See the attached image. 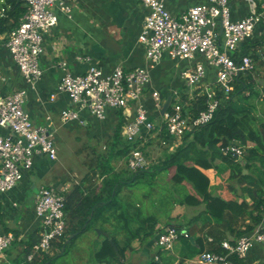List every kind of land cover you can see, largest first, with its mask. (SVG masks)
<instances>
[{
    "label": "built area",
    "instance_id": "1",
    "mask_svg": "<svg viewBox=\"0 0 264 264\" xmlns=\"http://www.w3.org/2000/svg\"><path fill=\"white\" fill-rule=\"evenodd\" d=\"M19 1L27 6V11L20 18L19 25L9 33L7 47L23 76L35 85L43 74L40 59L44 51V35L59 21L54 8L70 15L72 7L69 0ZM141 1L149 12L139 41L146 47L150 67L159 63L165 53L181 59L194 58L199 53L209 64L218 68L217 84L227 93L236 78L254 70L255 61L251 56L243 55L235 59L232 53L240 43L253 35L258 25L264 24V1L261 4L262 12L254 11L240 20L232 19L229 0H206L190 7L180 17L172 14L165 0ZM4 13L5 8L2 7L0 17ZM60 67L65 74L57 91L66 92L78 107L76 110H63V122L79 119L83 109L104 119L109 108L124 111L134 105V117L122 128L123 138L128 142L139 141L129 152L128 165L135 172L144 169L148 161L143 147L156 131L141 102L145 88L151 81L149 69L136 67L125 71L117 66L112 72L105 73L101 67L92 64L84 74L74 75L68 71L66 62H62ZM182 76L189 87H197L206 76V67L198 62L194 68L183 71ZM202 93L207 96V104L198 116L192 117L186 113L178 96L162 115L165 129L171 137L182 138L185 134H193L214 118L221 99L212 88H206ZM26 94V90L19 89L8 95H0V126L11 130L8 135L0 133V193L12 190L22 181L25 171L32 168L36 154L44 153L51 160L58 159L55 136L50 130L52 124L34 123L24 106ZM152 96L158 108L162 109L164 102L161 95L154 91ZM51 97L54 99L56 93ZM245 149L239 139H231L221 150L224 155L242 158ZM65 206L66 198L55 189L45 187L40 190L35 210L42 230L39 241L27 256L28 260L37 254H53V242L64 235L68 226ZM181 235L189 234L176 227H166L158 233L156 244L171 250ZM16 238L13 232L0 234V254L4 255ZM257 244L264 246L262 224L250 233L239 236L234 243L223 241L226 253L204 251L200 261L202 264H236L230 256L245 258Z\"/></svg>",
    "mask_w": 264,
    "mask_h": 264
},
{
    "label": "crops",
    "instance_id": "2",
    "mask_svg": "<svg viewBox=\"0 0 264 264\" xmlns=\"http://www.w3.org/2000/svg\"><path fill=\"white\" fill-rule=\"evenodd\" d=\"M263 1L229 0L232 19L240 20L254 11L262 12L261 4ZM165 2L172 14L180 17L190 7L205 3L206 0H165ZM69 4L72 7L70 15L62 12L57 7L54 8L59 21L56 26L48 30L44 35V51L40 59L43 74L35 85L27 81L13 60L7 47L9 34L0 33V95H8L19 89L26 90L27 94L24 103L26 111L30 113L35 124H52L50 130L54 133L56 144L60 139L58 136L59 131H63L65 134L76 132L79 134L78 138H80V134L83 132L89 133L90 136L98 140L99 144L103 142V147H99V151H93L94 156L98 158L99 155L107 156L109 154V145L118 125L124 119L121 125L122 129L125 123L134 117L135 107L134 105H130L124 111L109 108L104 119L93 115L87 109H83L79 113V119L63 122L61 112L65 109L76 110L78 107L70 100L66 92L57 91L58 85L65 74V71L60 67L61 63L66 62L68 71L74 75L84 74L92 64L101 67L105 73L112 72L117 66H121L125 71H131L136 67L148 68L151 74V81L145 88L141 102L149 113L150 122L155 125L156 131L153 137L148 139L146 145L154 137H157L159 144L167 146V151L165 153L163 151L165 159L166 155L181 145L182 138H174L167 133L161 109L156 105L152 93L157 91L164 103L168 98H171L170 105H173L176 101V96L193 98V93L197 90L201 92L205 91L206 88H212L217 91L220 88L217 84L218 68L209 64L206 58L199 53L194 58L183 59L173 58L170 54L165 53L159 63L154 67H150L146 47L139 41V35L145 26L146 17L149 12V9L145 7L141 0H69ZM219 30L221 31V27H219ZM245 48H248L250 51L257 49L261 52L260 58L254 59V70L243 73L238 77L250 83V77L253 78V75L259 72L257 62L264 60V24L258 25L253 35L240 43L238 49L232 54L240 53ZM198 62L204 63L206 76L197 87H189L182 73L187 69L194 68ZM178 67L180 68L178 69ZM247 78H249L248 81ZM254 78L252 81L253 87L246 90V99H242L238 103L239 108H250L260 122L264 121V84L259 85L258 82L256 84ZM54 93H56V97L52 99L51 96ZM254 97L258 100L254 99ZM49 116L51 117L50 119H48ZM163 129L166 131L165 137L162 134ZM0 133L8 135L11 133V130L0 126ZM120 135L123 136V131L120 132ZM168 136L169 139H167ZM163 140L166 141L165 144L162 143ZM102 148H107V151H103ZM124 160L128 161V158ZM88 166L86 168H81V165H75L73 168L65 167L60 157L57 160H51L46 154L38 153L34 157L32 168L25 171L22 181L12 190L0 193V234L13 232L17 236L5 255L0 254V264H24L26 262L25 257H23L25 241L35 233H38L40 236L42 230L41 220L38 218L35 210L36 198L42 188H53L65 198L78 185L85 191L86 195L89 193L93 194L92 191L100 194L104 176L100 175V170H98L96 165L93 167ZM121 170L116 167V171ZM159 172L168 173V170L161 169ZM206 172L211 178L213 187L221 186L222 180L216 174L215 169H209ZM248 173L253 174L255 177L258 176V170L255 167L244 169V174ZM226 184L228 183L226 182ZM233 185L239 194V201L246 199L249 203H253L254 199L250 194L253 185L249 181L244 183L235 181ZM254 192H256V189H254ZM138 193L139 190L137 193L131 194L129 187L122 185L120 197L125 203L132 198L134 200L137 199ZM224 193L226 195H223L226 197H232L233 195L228 190ZM136 194L137 196H135ZM136 203L138 205L141 204L139 198ZM204 207L203 205L202 209H196L195 214L189 220H192L199 213L202 214L203 220L211 219L208 215H203ZM137 222L138 224L135 225ZM140 222L141 220L133 221L135 226L132 227H135L137 232L140 231ZM163 222L164 219H161V222L156 226L160 231L169 227L165 226ZM246 222H250V220L247 219ZM125 223H129V220L123 217L122 226ZM260 224L264 226V218ZM105 226L107 228L112 227L111 224ZM244 227L239 228L243 229ZM91 228L93 230L96 229V232L97 229H102L99 227ZM91 228L88 230H91ZM125 232L126 229H122L118 233V236H124ZM226 233L229 238L224 241L234 239V235L231 232L226 231ZM102 236L104 235L98 234L95 237V245L91 249L90 259L87 264H92V262L97 264L94 255L102 243ZM154 243L158 247L156 240ZM147 251L150 253L152 249L150 251L147 248L142 249L143 253ZM54 252L55 250L53 249ZM160 252L161 248H156L155 251L151 252V260L158 259ZM134 253L135 251L132 250L131 254ZM246 257V261L249 264L263 263L264 247L257 244ZM125 258L126 264H131L129 262L130 255H128V251ZM149 259L135 264H147L150 261ZM104 263L106 262L101 264ZM172 264H178V261Z\"/></svg>",
    "mask_w": 264,
    "mask_h": 264
},
{
    "label": "trees",
    "instance_id": "3",
    "mask_svg": "<svg viewBox=\"0 0 264 264\" xmlns=\"http://www.w3.org/2000/svg\"><path fill=\"white\" fill-rule=\"evenodd\" d=\"M2 7L5 8V13L3 17H0V33L9 34L19 25L20 18L27 11V6L19 0H6L4 3L0 2V9ZM243 55H249L256 60L260 58L261 52L257 49L250 51L245 48L240 53L232 54L235 59ZM250 79L251 84L241 77L236 78L228 93L220 88L217 89L221 104L214 118L193 134H185L181 145L156 165L157 172L161 169L174 170L171 176L173 185L160 187L157 199L154 198L151 203V207L155 208L146 214L141 204L139 206L136 203L138 197L125 203L120 197L122 185H127L131 194L142 188H148L147 186L150 189L153 188V171L143 169L135 172L130 168L116 171L114 162L127 159L129 152L139 142H128L120 135L123 119L110 142L109 154L99 155L89 163L92 167L96 165L100 170V175L104 176L100 194L92 191L93 194L86 195L78 185L66 198L65 211L68 226L64 235L53 242L55 252L37 254L32 260H28V254L34 244L39 241L40 236L35 233L25 241L23 257L26 262L24 264L53 263L67 252L69 244L74 243L79 235L91 227H99L109 232V236H102V243L94 255L97 264L103 262L126 264L127 251L134 243L133 241L139 237V232L132 227V219L150 220V222L146 221L149 228L141 237V243L147 242L151 237H154V241L157 239V233L160 230L156 226L161 219H164L165 226L176 227L189 234L188 236L181 235L171 250L158 246L161 248L158 259H152L147 264H162L163 262L172 264L177 261L178 264H202L200 256L204 251L226 253L227 250L222 245V242L229 238L226 231L234 235V239L230 240L234 243L239 236L254 230L264 218V121L259 122L250 108H239L238 103L246 99V90L253 87V78L250 77ZM178 101L186 113L196 117L206 108L207 96L197 90L193 98L181 96ZM162 134L165 137V129L162 130ZM231 139H239L245 145L246 149L242 158L224 155L222 152V147ZM143 148L146 154V145ZM254 167L258 170V176L255 177L251 173L244 174V169ZM209 169L216 170V174L222 180L221 186L213 187L211 178L206 172ZM235 181L238 183L249 181L253 185L250 190L254 199L253 203H249L246 199L239 201V194L233 185ZM189 185L192 190L189 189ZM227 190L233 193L232 197L223 195ZM176 204L186 206L202 204L205 206L204 215H208L212 220H203L202 214L199 213L186 223L182 221L173 223ZM123 217L127 218L129 223L122 226ZM247 219L250 222H246ZM107 224H111L112 227L107 228L105 226ZM243 226H245L243 229L239 228ZM122 229H126V232L120 239L118 233ZM191 237H194V242L191 241ZM181 238L185 243H179V249L175 252L176 244ZM130 249L133 250V248ZM246 258H239L237 255L230 256L236 264H249Z\"/></svg>",
    "mask_w": 264,
    "mask_h": 264
},
{
    "label": "rangeland",
    "instance_id": "4",
    "mask_svg": "<svg viewBox=\"0 0 264 264\" xmlns=\"http://www.w3.org/2000/svg\"><path fill=\"white\" fill-rule=\"evenodd\" d=\"M257 64L259 65V72L257 74L253 75L254 82L259 83V85L264 84V60L258 61ZM180 67H178L179 69ZM248 75V74H247ZM245 75V76H247ZM252 75V74H250ZM249 78H247V81ZM264 88V87H263ZM196 90V89H195ZM259 98V97H258ZM254 99L258 100L254 97ZM260 99V98H259ZM59 140H58V158L60 157L61 162L65 165V167H75V165H81V168L89 167V163L96 159L93 151H99V147H103V142L101 144L98 143V140L93 136H90L89 133H81L80 138L79 134L74 132L73 134H65L63 131L58 132ZM66 136V137H65ZM165 145L159 144L158 138L154 137L148 145H146V157H147V166L144 169L153 171V188H142L139 190L138 198L140 199L141 206L143 208V212L149 213L151 212L155 207H151V203L153 199H157V192L162 188L166 186H172V180L171 176L174 172L173 169H170L168 173L165 172H157L156 171V165L164 159V153L167 151ZM103 151H107V148H102ZM164 151V153H163ZM105 154V153H102ZM115 166L120 169H129L128 161L126 160H117L115 161ZM131 169V168H130ZM143 170V169H142ZM133 171V170H132ZM225 182V181H224ZM226 183V182H225ZM161 187V188H160ZM189 189H191V186L189 185ZM137 190V189H136ZM138 192V191H137ZM136 192V193H137ZM148 192V194H146ZM134 199V198H132ZM140 206V205H139ZM157 207V206H156ZM202 209L203 205L198 206H186V205H175V209L173 212V223H177L179 221L186 222L190 219V217L195 214L196 209ZM204 215V213H203ZM137 221V220H133ZM132 221V226H135L138 224V222L134 225ZM147 222H150L149 219L147 220H141L140 224V231L138 233V239H135L131 247L128 249V255H130L129 262L131 264H135L138 262H144L145 260H151L152 254L151 252L155 251L156 248H158L155 245L154 237L148 238V241L145 243H141V237L145 235V233L148 231V224ZM68 223V220H67ZM96 230V229H95ZM91 228V230H88L87 232L79 235V237L75 240L74 243H71L68 245L67 252L58 257L53 264H87L90 259V253L91 249L95 245V237L98 236V233ZM156 235V234H155ZM120 239H122L124 236L119 235ZM185 243L183 239L176 244L175 252L179 249V243ZM175 246V245H174ZM135 251L134 254H131V249ZM147 248L149 251L152 249V251L149 253L148 251L146 253L142 252V249ZM164 252L166 250L163 249ZM6 253V252H5ZM5 255V254H4ZM132 257V258H131ZM135 260H134V259ZM139 259V260H136ZM77 262V263H76ZM94 264V262H92ZM194 264V263H193Z\"/></svg>",
    "mask_w": 264,
    "mask_h": 264
},
{
    "label": "water",
    "instance_id": "5",
    "mask_svg": "<svg viewBox=\"0 0 264 264\" xmlns=\"http://www.w3.org/2000/svg\"><path fill=\"white\" fill-rule=\"evenodd\" d=\"M221 33H222V30H221ZM170 104H171V98H168V100L164 103V105H163V107L161 109V114L162 115L168 110V108L170 107ZM97 232H98L99 235H104V236H108L109 235L108 232H106V231H104L102 229H97ZM191 241L194 242V237H191ZM113 244L116 247V244L114 242H113ZM104 264H106V263H104Z\"/></svg>",
    "mask_w": 264,
    "mask_h": 264
}]
</instances>
